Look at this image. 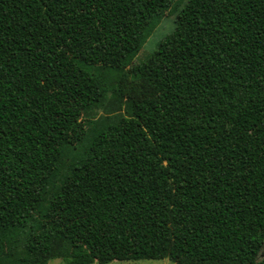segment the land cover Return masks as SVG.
Segmentation results:
<instances>
[{
	"label": "trees",
	"instance_id": "1",
	"mask_svg": "<svg viewBox=\"0 0 264 264\" xmlns=\"http://www.w3.org/2000/svg\"><path fill=\"white\" fill-rule=\"evenodd\" d=\"M178 1L0 0V264H257L264 0H184L135 63Z\"/></svg>",
	"mask_w": 264,
	"mask_h": 264
},
{
	"label": "rangeland",
	"instance_id": "2",
	"mask_svg": "<svg viewBox=\"0 0 264 264\" xmlns=\"http://www.w3.org/2000/svg\"><path fill=\"white\" fill-rule=\"evenodd\" d=\"M184 0H179L175 2L172 7H175V11L170 12L169 10L165 12L162 19L157 23L154 30L147 38L146 42L143 44L141 50L136 55L134 62H141L145 60L157 47L160 41L170 34L174 29V19L177 11L184 5ZM95 96L91 97L88 101H93ZM83 104H86L85 102ZM103 114V107L98 109L96 112V116H100ZM257 264H264V243L259 251L257 256ZM48 264H63V262L59 259H50ZM90 264H98L97 262H92ZM106 264H171L168 259H160V260H131V261H110Z\"/></svg>",
	"mask_w": 264,
	"mask_h": 264
}]
</instances>
